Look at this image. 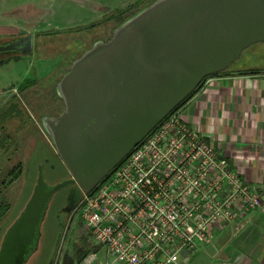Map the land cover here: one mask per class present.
Masks as SVG:
<instances>
[{"label":"water","instance_id":"obj_1","mask_svg":"<svg viewBox=\"0 0 264 264\" xmlns=\"http://www.w3.org/2000/svg\"><path fill=\"white\" fill-rule=\"evenodd\" d=\"M260 42L264 0H155L108 40L96 39L56 85L64 110L41 118L70 176L50 185L39 166L31 196L5 231L0 264L29 262L56 192L71 185L93 191L207 76ZM35 46L36 34L29 32L1 41L0 54L32 55ZM72 211H62L71 214L65 239Z\"/></svg>","mask_w":264,"mask_h":264},{"label":"rangeland","instance_id":"obj_2","mask_svg":"<svg viewBox=\"0 0 264 264\" xmlns=\"http://www.w3.org/2000/svg\"><path fill=\"white\" fill-rule=\"evenodd\" d=\"M103 1L0 0V42L29 32L72 29L102 21L94 29L91 27L76 35H66L67 40L36 37L32 55L0 54V203L10 206L0 225V246L5 231L31 196L39 166H43L45 179L50 185L69 177L68 169L41 125L43 116H54L64 109L63 101L55 94L57 83L71 62L89 49L96 39L110 38L119 22L114 17L118 11L141 0H134V4L126 8L99 14L97 11L104 9L99 6ZM151 1L143 0L138 8ZM235 70H264V42L245 49L225 71ZM29 81H34L31 87L19 90ZM15 93L18 95L13 97ZM11 97L12 101L1 107ZM13 112L20 114L11 115ZM82 195L83 190L77 185L54 194L41 226L38 250L28 264H82L92 252L97 253L96 264H120L91 235L77 214L67 238H64L69 215L62 216V211L66 206L73 210ZM224 263L264 264V197L260 210L251 213L244 222L217 233L211 244L199 247L185 262Z\"/></svg>","mask_w":264,"mask_h":264},{"label":"built area","instance_id":"obj_3","mask_svg":"<svg viewBox=\"0 0 264 264\" xmlns=\"http://www.w3.org/2000/svg\"><path fill=\"white\" fill-rule=\"evenodd\" d=\"M180 112L164 119L93 191H83L75 214L115 262L185 264L263 205L259 186L228 151ZM96 263L92 252L82 264Z\"/></svg>","mask_w":264,"mask_h":264},{"label":"crops","instance_id":"obj_4","mask_svg":"<svg viewBox=\"0 0 264 264\" xmlns=\"http://www.w3.org/2000/svg\"><path fill=\"white\" fill-rule=\"evenodd\" d=\"M135 1L104 0L99 5L104 9L97 12L123 9ZM249 71H225L206 78L201 90L181 108L180 115L185 123L204 133L208 141L225 148L242 174L259 186L263 198L264 70L244 74Z\"/></svg>","mask_w":264,"mask_h":264},{"label":"trees","instance_id":"obj_5","mask_svg":"<svg viewBox=\"0 0 264 264\" xmlns=\"http://www.w3.org/2000/svg\"><path fill=\"white\" fill-rule=\"evenodd\" d=\"M143 0H141L140 2H137L136 4H134V5H132V6H130L129 8H126V9H124V10H120V11H118L115 15H114V17H115V20L116 19H118V23H117V26L118 25H120L126 18H128L129 16H131V15H133L134 13H136L137 11H139L140 9H142L143 7H145V6H148V5H150L151 3H153L155 0H153V1H151L150 3H148L147 5H144V6H141V7H139L138 8V6H140L141 5V2H142ZM137 8V9H136ZM113 19V18H112ZM102 23V21H100V22H96V23H93V24H90V25H86V26H82V27H77V28H72V29H65V30H54V31H44V32H39V33H37L36 34V37L38 38L39 36L41 37V38H44V39H46L45 38V36H50V37H53L52 39H54V38H60V39H63V40H67L68 38L66 37V35H72V34H77L78 32H80V31H82V30H87V29H89V28H91V27H93V29L95 28V27H97L99 24H101ZM105 23H108V22H105ZM117 26H115L114 28H116ZM113 28V29H114ZM61 37H63V38H61ZM111 37V36H110ZM70 39V38H69ZM7 40V39H6ZM106 40H108V39H106ZM71 41H73V40H70V42ZM43 46L45 47L46 46V44L44 45L43 44ZM91 48V47H90ZM81 56V55H80ZM79 56V57H80ZM78 58V57H77ZM75 60V59H74ZM71 64H72V62H71ZM71 64H70V66H71ZM70 66H69V68H70ZM69 70V69H68ZM67 70V71H68ZM66 71V72H67ZM65 72V73H66ZM223 72H225V71H223ZM223 72H220V73H215V74H212V75H210V76H213V75H218V74H222ZM64 73V74H65ZM259 73H262V72H260V71H249V72H245L244 74H259ZM63 74V75H64ZM210 76H207L206 78H208V77H210ZM34 83V81H29V82H27L26 84H24V85H21L19 88V90H21V91H23V90H25V89H28L29 87H31V85ZM202 86H203V83H202V85L201 86H199L198 88H196L191 94H189L180 104H178L164 119H166L170 114H172V113H174L175 111H178V110H180L182 107H184L192 98H193V96L195 95V94H197L200 90H201V88H202ZM56 88V87H55ZM56 94V93H55ZM16 95H17V93H16ZM15 95V96H16ZM57 96V95H56ZM58 97V96H57ZM10 101H12V100H10ZM10 101L4 106V107H6L9 103H10ZM3 107V108H4ZM19 113L20 114V112H13L11 115H17V114ZM163 119V120H164ZM162 120V121H163ZM161 121V122H162ZM160 122V123H161ZM159 123V124H160ZM158 124V125H159ZM157 125V126H158ZM156 126V127H157ZM155 127V128H156ZM154 128V129H155ZM153 129V130H154ZM152 130V131H153ZM151 131V132H152ZM150 132V133H151ZM150 133L148 134V136L150 135ZM125 159V158H124ZM123 159V160H124ZM122 160V161H123ZM47 162H48V160H46ZM121 161V162H122ZM120 162V163H121ZM119 163V164H120ZM118 164V165H119ZM111 173V172H110ZM110 173L102 180V181H104L105 179H107V177H109V175H110ZM77 207H78V205L73 209V211H72V214H75L76 213V209H77ZM10 210V206L8 205V204H4V203H0V225H1V223L3 222V220H4V217L6 216V214H7V212ZM63 231H64V229H63Z\"/></svg>","mask_w":264,"mask_h":264},{"label":"flooded vegetation","instance_id":"obj_6","mask_svg":"<svg viewBox=\"0 0 264 264\" xmlns=\"http://www.w3.org/2000/svg\"><path fill=\"white\" fill-rule=\"evenodd\" d=\"M15 94H16V93H15ZM17 95H18V94H17ZM63 110H64V109H63ZM63 110H62V111H63ZM62 111H61V112H62ZM61 112H60V113H61ZM60 113H59V114H60ZM59 114L54 115V116H58ZM50 116H52V115H50ZM69 176H70V174H69ZM70 216H71V214L68 216V219H70ZM68 222H69V221H68ZM67 224H68V223H67ZM66 227H67V226H66ZM27 264H28V263H27Z\"/></svg>","mask_w":264,"mask_h":264}]
</instances>
